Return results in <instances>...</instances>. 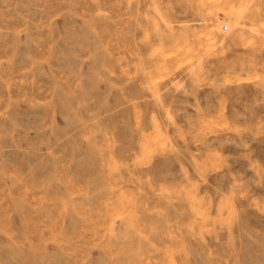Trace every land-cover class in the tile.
Listing matches in <instances>:
<instances>
[{
	"label": "rangeland",
	"instance_id": "374dc122",
	"mask_svg": "<svg viewBox=\"0 0 264 264\" xmlns=\"http://www.w3.org/2000/svg\"><path fill=\"white\" fill-rule=\"evenodd\" d=\"M0 264H264V0H0Z\"/></svg>",
	"mask_w": 264,
	"mask_h": 264
}]
</instances>
